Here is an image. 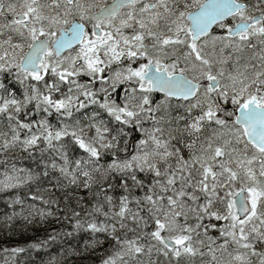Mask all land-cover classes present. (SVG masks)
I'll return each mask as SVG.
<instances>
[{"label": "snow or ice", "instance_id": "obj_1", "mask_svg": "<svg viewBox=\"0 0 264 264\" xmlns=\"http://www.w3.org/2000/svg\"><path fill=\"white\" fill-rule=\"evenodd\" d=\"M0 155L11 264H264V0H0Z\"/></svg>", "mask_w": 264, "mask_h": 264}, {"label": "trees", "instance_id": "obj_2", "mask_svg": "<svg viewBox=\"0 0 264 264\" xmlns=\"http://www.w3.org/2000/svg\"><path fill=\"white\" fill-rule=\"evenodd\" d=\"M54 119V118H53ZM17 165L22 167L32 166V159L24 153H15ZM11 155V154H10ZM37 155V153H33ZM22 195L23 192L21 191ZM83 194V193H81ZM7 193H0V254L5 253L3 249H11L16 246H26L30 241L34 239H44L45 233L51 231V228H47L46 225H40L36 223L28 224L22 221L20 218H15L12 222H7L5 216L10 213L11 209L7 208L5 198ZM9 199L11 197H8ZM62 216L63 213L61 212ZM52 227L59 230L60 225L55 221H51ZM70 230V229H69ZM88 239H91L90 234L84 232L74 233L73 236H64L61 240L51 243L46 250H40V255L36 256L35 252L32 253V257L38 262L52 261L55 257V264H97L102 258V254L108 249L109 245L105 242L102 246L97 247L95 251H84V245ZM107 243V244H106ZM68 249H72L69 252ZM79 251V255L76 252ZM18 260L21 259L27 261V257L22 254H17Z\"/></svg>", "mask_w": 264, "mask_h": 264}, {"label": "rangeland", "instance_id": "obj_3", "mask_svg": "<svg viewBox=\"0 0 264 264\" xmlns=\"http://www.w3.org/2000/svg\"><path fill=\"white\" fill-rule=\"evenodd\" d=\"M17 166L22 167L19 165H17ZM3 170H4L3 169V157H2V155H0V172H3ZM0 193H4V192L0 191ZM0 264H11V258L9 257V255L7 253L0 254ZM16 264H19V260H18L17 256H16ZM97 264H100V262Z\"/></svg>", "mask_w": 264, "mask_h": 264}, {"label": "bare ground", "instance_id": "obj_4", "mask_svg": "<svg viewBox=\"0 0 264 264\" xmlns=\"http://www.w3.org/2000/svg\"><path fill=\"white\" fill-rule=\"evenodd\" d=\"M107 244V243H106Z\"/></svg>", "mask_w": 264, "mask_h": 264}]
</instances>
